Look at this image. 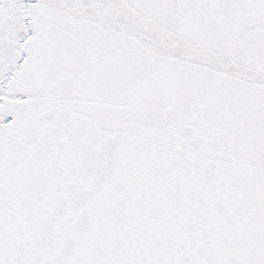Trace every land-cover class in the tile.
Segmentation results:
<instances>
[{
	"label": "snow or ice",
	"instance_id": "obj_1",
	"mask_svg": "<svg viewBox=\"0 0 264 264\" xmlns=\"http://www.w3.org/2000/svg\"><path fill=\"white\" fill-rule=\"evenodd\" d=\"M0 264H264V0H0Z\"/></svg>",
	"mask_w": 264,
	"mask_h": 264
}]
</instances>
